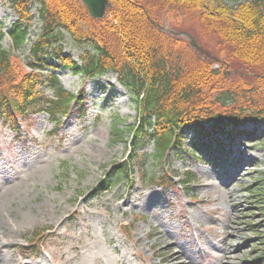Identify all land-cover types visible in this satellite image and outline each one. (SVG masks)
Returning a JSON list of instances; mask_svg holds the SVG:
<instances>
[{"label": "rangeland", "instance_id": "obj_1", "mask_svg": "<svg viewBox=\"0 0 264 264\" xmlns=\"http://www.w3.org/2000/svg\"><path fill=\"white\" fill-rule=\"evenodd\" d=\"M31 14L27 45L12 50L7 32L16 15L8 0H0V45L11 54L8 76L17 82L29 72L26 57L39 32L35 7ZM159 21L168 32L193 37L214 54L195 14L166 10ZM62 47L78 61L82 53L68 37ZM55 76L83 102L72 106L56 133L43 110L26 114L18 133L0 121V193L13 186L0 197V264H62L63 253L66 264H257L264 256L263 126L240 129L254 131L253 140L233 141L228 163L224 155L222 163L185 154L193 135L156 163L150 142H140L136 153L129 148L139 115L115 74L84 81L57 68ZM41 92L39 100L50 99L49 90ZM116 124L122 134L113 139ZM131 155L128 177L117 176L102 190L103 176L119 163L128 167L124 160ZM163 172L174 177L166 189L157 184ZM71 246L77 250L70 251Z\"/></svg>", "mask_w": 264, "mask_h": 264}, {"label": "trees", "instance_id": "obj_2", "mask_svg": "<svg viewBox=\"0 0 264 264\" xmlns=\"http://www.w3.org/2000/svg\"><path fill=\"white\" fill-rule=\"evenodd\" d=\"M108 2L105 17L94 20L80 0H8L17 16L7 32L12 50L24 48L34 6L39 32L28 49L25 65L29 72L19 82L10 80L11 54L0 45L3 125L18 133L26 114L43 110L56 133L59 121L79 101L60 85L55 76L57 68L84 79L116 74L139 115L130 136L123 139L128 140L132 153L139 150L140 142H150L154 148L151 158L156 163L178 150L189 134L193 142L185 154L218 161L226 152L222 140L233 141L235 133L246 125L264 124V0L233 5L225 0ZM166 10L195 14L200 35L211 39L214 54L209 51L208 58L200 55L187 40L161 30L160 13ZM3 37L0 33V41ZM66 37L82 53L78 62L63 53ZM225 71H236V78L228 77ZM41 89L51 92L50 99H38ZM121 134L116 124L111 136L115 139ZM243 134L246 138L254 135ZM263 138L264 132L260 140ZM261 147L264 149V143ZM133 158L131 155L124 160L128 167L119 163L103 176L102 190L117 176L128 177ZM156 178L164 188L172 183L167 172ZM255 262L264 264V256Z\"/></svg>", "mask_w": 264, "mask_h": 264}, {"label": "water", "instance_id": "obj_3", "mask_svg": "<svg viewBox=\"0 0 264 264\" xmlns=\"http://www.w3.org/2000/svg\"><path fill=\"white\" fill-rule=\"evenodd\" d=\"M82 5L86 8L89 16L94 20H102L106 14L108 8H110V4L108 0H80ZM190 44L193 48L198 51L202 49L198 46L194 39L190 38Z\"/></svg>", "mask_w": 264, "mask_h": 264}, {"label": "bare ground", "instance_id": "obj_4", "mask_svg": "<svg viewBox=\"0 0 264 264\" xmlns=\"http://www.w3.org/2000/svg\"><path fill=\"white\" fill-rule=\"evenodd\" d=\"M83 96H84V93H83ZM12 188H13V186H10V187H9V190L12 189ZM9 190H8V191H9ZM3 191H4V190H3ZM8 191H7V192L4 191L3 194H2V192H1V193H0V194H1L0 197L6 196V195L9 193ZM85 247H87V246L84 245L83 248H85ZM64 249H66V248H64ZM68 249H70V251H72V252H75V251L77 250V248L72 247V246H71L70 248H68ZM60 250H61V249H60ZM69 253H70V252H69ZM65 260H67V259H64V253H63V254H60V261L62 262V264H66ZM42 263H43V262H42ZM42 263H41V264H42ZM20 264H24V263L20 261ZM27 264H32V263L29 262V263H27ZM43 264H46V263H43Z\"/></svg>", "mask_w": 264, "mask_h": 264}]
</instances>
